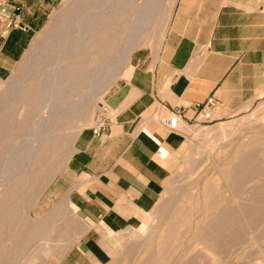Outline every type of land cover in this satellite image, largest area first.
<instances>
[{
  "label": "rangeland",
  "instance_id": "obj_1",
  "mask_svg": "<svg viewBox=\"0 0 264 264\" xmlns=\"http://www.w3.org/2000/svg\"><path fill=\"white\" fill-rule=\"evenodd\" d=\"M175 2H105L95 37L62 60L66 40L97 1L55 0L45 26L0 80V264H56L77 241L80 225L53 200L56 180L128 60L101 95L96 90L130 48L131 58L159 51ZM212 119L185 127L188 139L172 156L157 205L108 241L103 264H264V92L243 111ZM212 221L218 237L209 249L202 238Z\"/></svg>",
  "mask_w": 264,
  "mask_h": 264
},
{
  "label": "crops",
  "instance_id": "obj_2",
  "mask_svg": "<svg viewBox=\"0 0 264 264\" xmlns=\"http://www.w3.org/2000/svg\"><path fill=\"white\" fill-rule=\"evenodd\" d=\"M54 2L1 1L0 80L16 68ZM129 58L102 101L98 119L109 130L83 132L56 180L53 200L80 225L56 264L108 262V241L157 205L172 156L188 139L185 127L203 122L206 103L219 100L216 113L228 118L264 92V0H176L159 51ZM177 110L180 127L170 131Z\"/></svg>",
  "mask_w": 264,
  "mask_h": 264
},
{
  "label": "bare ground",
  "instance_id": "obj_3",
  "mask_svg": "<svg viewBox=\"0 0 264 264\" xmlns=\"http://www.w3.org/2000/svg\"><path fill=\"white\" fill-rule=\"evenodd\" d=\"M97 1V3H96V5L94 6V9L91 11V13L88 15V17H86L85 18V20H84V23H81V25H79L78 27H79V29H76V32L74 33V35H72V36H69V38L66 40V45L64 46V52H62V54H63V56H62V60L64 59V58H66L67 60H70V59H73L74 57H76L77 55H80L81 54V48L83 47V46H85V44H84V42H83V40L85 39V37H88V36H91V37H95V35L97 34V29L95 28L96 27V24L97 23H99L100 22V20H101V18L103 17V15L105 14L104 13V10H105V12L106 11H108L107 9H104L103 8V5L105 4V2H107V1H111V2H113L114 0H96ZM173 1V0H172ZM123 5V4H122ZM107 8V7H106ZM151 8V7H150ZM149 8V9H150ZM120 10V9H119ZM148 13H149V11L146 9L145 10V14L146 15H148ZM93 29H95V30H93ZM134 48V47H133ZM133 48H130L127 52H126V54L124 55V62L122 63V65L120 66V68L116 71V70H114V71H116L112 76H111V78H109V80H106V82H104V83H102V86L99 88V89H97L96 90V94L97 95H101L102 93H103V91L110 85V83H111V80L113 79V78H115L116 79V77L117 76H119V74L121 73V71H122V69H123V67H124V65H125V63H126V61L128 60V59H130L129 57H130V55H131V53H132V49ZM70 59H69V58ZM65 59V60H66ZM64 60V61H65ZM66 60V61H67ZM65 62H63L62 64H59L60 66L61 65H63ZM58 65V66H59ZM59 71L57 70V73H58ZM56 73V72H55ZM54 73V79H56L55 78V74ZM60 73V72H59ZM59 75V74H58ZM56 77H58V76H56ZM60 77V76H59ZM114 79V80H115ZM113 81V80H112ZM55 84V83H54ZM59 86V85H58ZM54 87V86H53ZM55 89V88H54ZM57 89H58V87H57ZM49 93V92H48ZM79 109V108H78ZM77 109V110H78ZM80 109H81V107H80ZM75 110V108H73V109H70L69 111H68V113L69 112H73ZM77 110L76 111H74L73 113H75V112H77ZM80 112V111H79ZM62 113V112H61ZM76 115V114H75ZM224 131L222 130V129H217L214 133L216 134V135H219V134H222ZM226 175V174H225ZM228 175H229V173H228ZM231 176H233V175H231ZM230 178V177H229ZM230 180V179H229ZM232 203V202H231ZM220 207V206H219ZM222 207V206H221ZM223 208V207H222ZM227 208V207H226ZM224 209V208H223ZM230 209V208H229ZM218 210V209H217ZM216 210V211H217ZM222 210V209H221ZM224 210H226V209H224ZM237 210V209H236ZM221 213H222V211H220ZM229 213L228 214H230V215H232V213H234V208L233 207H231V209L228 211ZM220 213V214H221ZM226 213V212H225ZM214 214V213H213ZM225 215V214H224ZM218 216V215H217ZM227 216V215H226ZM222 217V216H221ZM224 218V217H223ZM213 222L214 221H212L211 222V224H210V227L209 228H206V234L203 236V238H202V242L204 243V245L205 246H207V248H211L212 249V246H216L217 245V240L215 239L216 237H218V235L214 238L213 236H214V232H213V229H214V224H213ZM208 226V225H207ZM217 230V229H216ZM219 234V233H218ZM203 235V234H202ZM200 241H201V239H200ZM201 242V243H202ZM218 242H219V240H218ZM196 247V246H195ZM206 248V247H205ZM195 249V248H194ZM205 250V249H204ZM212 251H214V249L212 250ZM194 254V253H193ZM189 257V256H188ZM192 257V256H191ZM198 257V256H197ZM197 257H196V259H197ZM194 259H195V257H194ZM193 259V260H194ZM192 260V259H191ZM186 262V261H185ZM183 264V263H182Z\"/></svg>",
  "mask_w": 264,
  "mask_h": 264
},
{
  "label": "built area",
  "instance_id": "obj_4",
  "mask_svg": "<svg viewBox=\"0 0 264 264\" xmlns=\"http://www.w3.org/2000/svg\"><path fill=\"white\" fill-rule=\"evenodd\" d=\"M220 106L219 100L210 99L202 109V116H204L203 122H210L213 119V114L216 112V109ZM180 111L171 112L169 120L167 121L170 131H177L180 127ZM110 123L104 119L95 120L92 125V130L94 135H100L109 130Z\"/></svg>",
  "mask_w": 264,
  "mask_h": 264
}]
</instances>
